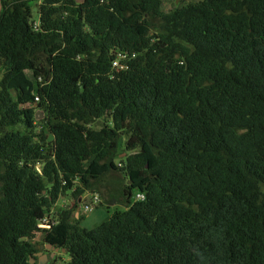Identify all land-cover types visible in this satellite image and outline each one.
<instances>
[{"label":"trees","instance_id":"trees-1","mask_svg":"<svg viewBox=\"0 0 264 264\" xmlns=\"http://www.w3.org/2000/svg\"><path fill=\"white\" fill-rule=\"evenodd\" d=\"M33 1L0 11V264H37L42 217L108 177L126 208L88 231L61 210V264H264V0H42L39 32Z\"/></svg>","mask_w":264,"mask_h":264},{"label":"rangeland","instance_id":"rangeland-1","mask_svg":"<svg viewBox=\"0 0 264 264\" xmlns=\"http://www.w3.org/2000/svg\"><path fill=\"white\" fill-rule=\"evenodd\" d=\"M161 1V11L162 13H168L171 10H174L176 8H179L181 6L187 5V4H191V3H195L197 0H160ZM32 11L35 12V8H32ZM27 107L29 108H36V104L33 103H28ZM36 119H37V123H36V128L33 130L35 135H39V134H43L46 135V128L44 127V122H43V118H44V113H42L40 110H37L36 108ZM100 123L97 122L94 127H98ZM44 130V131H43ZM131 152L126 151L125 149V138H121L120 142H119V148H118V153H117V157H116V164L122 163L124 162L125 158L130 155ZM117 178L123 183L126 184V180L123 176V174H117ZM115 181V178L113 177H108L106 179L105 185H107V190H110V193L113 194L114 193V185L112 184ZM106 190V188L104 187H100L98 189H94L92 191H86L85 193H97L100 196L101 199V203L90 213H84L81 209V201H79V198H74L73 196H71V192L66 193V195L62 196L59 198V200L56 202V204L52 207L51 211V218H54L55 220H57V216L58 213L61 210H65L67 208H69L70 206H72L74 203L78 204V208L75 209L73 211V215H72V221L79 226L81 229H84L86 231L96 227L97 225H99L100 223H102L106 218H107V211H106V207H117L119 209H125L126 206L121 204L119 201H117L115 198L112 199H108V191ZM82 194V196H84V194ZM136 194V193H135ZM134 194V196H135ZM86 195V194H85ZM117 195V194H116ZM133 196V198H134ZM43 236L37 237L35 239L36 242V247H37V251L46 253L48 256L52 253V250H50V248L44 244L43 242ZM55 258V264H61L64 262L68 261V256L65 253V251H60L57 250V252L54 254L53 256ZM52 258V259H54ZM51 259V260H52Z\"/></svg>","mask_w":264,"mask_h":264},{"label":"built area","instance_id":"built-area-1","mask_svg":"<svg viewBox=\"0 0 264 264\" xmlns=\"http://www.w3.org/2000/svg\"><path fill=\"white\" fill-rule=\"evenodd\" d=\"M42 0H36L31 3V10L35 8V12L31 11L29 17V25L34 32L40 31V14L37 11V6L41 4ZM4 0H0V11L3 7ZM134 58V54H129L127 52H116L115 58L111 62L110 74L109 78L112 80L122 71L128 69L127 62ZM38 82L40 83V87L43 86V82L41 77H38ZM39 102V96L37 93L32 94L31 103L37 104ZM117 167L122 168L123 164H117ZM86 194V195H85ZM84 196H81L79 201H81V209L84 213H90L93 211L100 203L101 199L97 193H85ZM145 199V195L143 193H137L134 196L135 201H143ZM51 211L44 215L42 219L37 224V237L43 236L48 232L52 226L56 224V220L51 218Z\"/></svg>","mask_w":264,"mask_h":264},{"label":"crops","instance_id":"crops-1","mask_svg":"<svg viewBox=\"0 0 264 264\" xmlns=\"http://www.w3.org/2000/svg\"><path fill=\"white\" fill-rule=\"evenodd\" d=\"M55 253H51L49 256L46 254V253H43V252H40V251H37L35 253V257L37 259V263H41V264H47L48 261H51L52 258H54Z\"/></svg>","mask_w":264,"mask_h":264},{"label":"water","instance_id":"water-1","mask_svg":"<svg viewBox=\"0 0 264 264\" xmlns=\"http://www.w3.org/2000/svg\"><path fill=\"white\" fill-rule=\"evenodd\" d=\"M51 140H52V136H49V137H48V141H51ZM47 246L50 248V250H52L53 253H56L57 250H58V249H55V248L51 247L50 245H47ZM63 251H64V250H63ZM30 263L33 264V263H34V260L31 259ZM37 264H41V263L39 262V263H37Z\"/></svg>","mask_w":264,"mask_h":264}]
</instances>
